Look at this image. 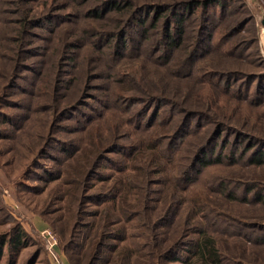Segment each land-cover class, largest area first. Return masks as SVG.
<instances>
[{
	"label": "rangeland",
	"instance_id": "rangeland-1",
	"mask_svg": "<svg viewBox=\"0 0 264 264\" xmlns=\"http://www.w3.org/2000/svg\"><path fill=\"white\" fill-rule=\"evenodd\" d=\"M99 1L104 0H0V264H86L90 229L85 224L101 217L86 213L106 204L123 224L120 208L130 211L125 242L132 249L150 240L152 223L161 231L174 226L183 232L195 214L196 225L214 237L223 264H252L253 259L264 264V253L255 248L253 254L247 243L253 231L248 225L262 209L240 201L244 189L234 180L251 167L246 156L235 171L229 161V124L264 129V0L204 1L185 17L187 36L169 53V67L167 57L158 56L162 50L154 52L159 24L148 32L139 24L128 26V46L121 54L115 48L119 40L104 44L103 34L114 31L125 16L114 11L89 16L88 9ZM40 15L47 20L19 32L20 18ZM201 22L204 45L190 60ZM64 46H70L69 54L60 52ZM148 92L208 112L191 118L185 137L166 144L170 163L149 150L135 152L138 144L163 134L165 126L157 123L172 112L160 106L156 119L126 118L130 109L144 106L132 100ZM128 105V112L119 110ZM221 122L227 126L215 152L206 153L214 158L226 139L220 160L200 165L181 190L202 133ZM194 128L201 129L199 134ZM114 140L121 150L113 148ZM99 150L96 172L104 179L97 174L84 179L81 186L91 200L80 202L79 190L69 204L66 191L82 171L84 152ZM75 156L80 159L67 165ZM109 195L115 198L103 200ZM15 235L14 246L10 238ZM186 237L197 234L190 230ZM186 254L180 250L171 264H182ZM109 255L115 254L105 248L98 264H106Z\"/></svg>",
	"mask_w": 264,
	"mask_h": 264
},
{
	"label": "trees",
	"instance_id": "trees-1",
	"mask_svg": "<svg viewBox=\"0 0 264 264\" xmlns=\"http://www.w3.org/2000/svg\"><path fill=\"white\" fill-rule=\"evenodd\" d=\"M204 1L207 2V0H168L162 2L149 1L138 3L133 0H104L102 2L99 1L97 5L89 8L87 14L89 16L102 17L106 15L107 12L114 11L125 16L124 20L121 21V25L116 26L114 31L103 34L104 44L108 43L112 38H115V42L119 40L118 44L115 45V48L116 50L120 49V54L121 51L128 46L125 40L126 29L128 26L139 24L143 27L145 32H148L150 28L159 24L161 26V31L158 39L154 42V52L158 54V52L162 50V53L158 54V56L167 57V63L165 64L169 67V53H173L175 49L180 48L183 45L185 36H187L185 17L189 16V13L191 14V12H193ZM179 8H182V11H180ZM44 16L42 17V15H40L36 20H31V18L27 16L20 18L18 21L19 27H17L19 32L27 27L40 26L41 22L47 20ZM34 21L36 23H33ZM205 28V24L201 22L198 27L197 36L193 40L192 48H190L188 55L190 60H193L195 53L201 49L202 45H204V36L206 33ZM69 50L70 46H64L61 48L60 52L63 54H69ZM171 74H176L172 75L173 77H180L177 76V73ZM167 82L170 83L171 81L168 80ZM262 92H264V90ZM238 94L240 95L241 93L238 91ZM238 94L235 95L238 96ZM146 96L147 97L144 99L132 100L133 104H138L137 102L139 100L143 101L144 106L141 109L133 108L129 111L128 109L130 108V105H128L126 108L124 107L119 110L122 112H131V116L126 118H131V121L133 122L136 121L135 119L142 118L143 116L146 121H150V119H148L150 116L151 120L153 118L156 119L159 117V112L163 107H165L164 111L168 108H172L170 115L166 119H164L166 113L164 114L165 116H160L161 119L157 123L158 126H165L163 134H158V137L150 138L148 139V142L146 141L145 143L138 144L135 148V152L137 150L140 152L149 150L151 153L157 155V157H160L161 160L163 159L165 163H170L173 156L169 153L168 148H166L169 142H172V145H174L179 138L185 137L190 129L191 118H198L200 116L203 118L207 116L208 112L201 110L198 107L193 108L181 105L175 99L164 94H155L152 96V93L148 92ZM155 106L157 107L155 108V111H153ZM160 106L163 107L160 109ZM149 108H151V114L147 116ZM215 124H217V122H215ZM219 125L221 127L216 128L214 126L211 132H203V138H201V135L199 136L202 140H200L195 148L196 150L194 154L189 158L188 168L182 174V182L180 183L181 190L188 187H185V185L187 184L189 175L191 172L199 170L200 165L204 166L220 160L222 150L227 146L226 139L222 141V144L221 142L219 143L220 150L216 151L214 158L211 159L206 157L208 151H211L212 153L215 152L214 149L215 145H217L218 137L222 130L227 126L222 122L219 123ZM261 127L262 126L254 128V124H247L246 126L238 123L237 125L229 124L230 165L235 171L238 165L243 164L241 163V160L246 156V165H248L249 168L251 167V171L246 174L247 177L244 175H241L240 177H237V174L234 175V180L242 185L244 189V196L240 201L262 209L260 211L261 213L259 212L254 215V217L257 218L256 221L254 220L249 223V229L253 231L247 234L249 251L251 250V252L255 254V248H259L260 255L262 252L264 253V173L259 172L264 170V129ZM137 128L138 130L140 129L139 126ZM200 130V128H194L193 132L196 131L197 134H199ZM116 142L117 140L112 142L115 143L112 145L114 146L113 148L115 150H121V146H117ZM102 150L96 151L92 154L84 152L80 164V170L82 171H78V174L80 172L79 176L73 180L71 189H67L66 191V194H69L70 200L72 201H70L69 204H72L73 201L77 200V192L79 190L81 195L79 199L80 202L82 199L88 198L89 193L84 191V185L81 186L84 179H90L94 174H97L96 178L104 179V177H101L100 175L98 176V173L96 172V163ZM133 153L134 152H132V154ZM129 154L131 155V152ZM79 157L75 156V159L67 165L71 166V163L78 161ZM81 175L82 181H80L81 179L79 178ZM230 194L234 199L238 198L234 192H231ZM89 198H93V196ZM110 198L115 197L109 195L103 200H108ZM89 200L91 199H87L86 201L88 202ZM111 205H114V203ZM120 211L124 216V224L120 223L119 216H111L110 204L104 205L100 210L95 209L92 213H86L87 215L95 217L98 215L101 216L97 221L87 222L85 224V226L90 229V232L87 235L89 236V240L83 254V257H86V264H98L99 260L103 258L102 253L105 248H108L115 254L109 255L105 258L106 264H171L174 260H179L177 254L180 250L187 252L184 259L180 260L182 264H223L222 256L214 237L203 228L196 225L195 221H193L195 220V214H193V216L190 214V217L183 225V232H179L178 227L174 226H167L165 231H161L159 230L160 226H158V224L155 225L152 223V226L147 228V230L150 229V231H152L150 240L147 239L148 241L146 244L140 245L136 249H132L130 245L125 242L128 236L126 231V221H128L131 213L123 207L120 208ZM188 228H190L189 232L191 230V232L197 234L196 238L187 239L186 236H188L189 232H185ZM112 240H116L117 242L113 243ZM10 242H13V245L15 246L16 242H19L18 236L15 235L10 238ZM146 246H148L147 250L144 249ZM251 261H253L252 264H260L255 263L257 262L255 259Z\"/></svg>",
	"mask_w": 264,
	"mask_h": 264
},
{
	"label": "built area",
	"instance_id": "built-area-1",
	"mask_svg": "<svg viewBox=\"0 0 264 264\" xmlns=\"http://www.w3.org/2000/svg\"><path fill=\"white\" fill-rule=\"evenodd\" d=\"M48 234H50L49 231H48ZM50 235H51V234H50ZM51 236H52V235H51ZM53 243H54V240L52 241L51 246H52Z\"/></svg>",
	"mask_w": 264,
	"mask_h": 264
}]
</instances>
